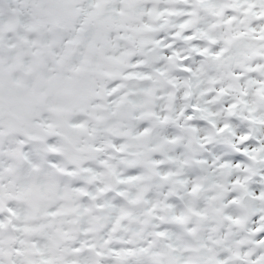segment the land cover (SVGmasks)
<instances>
[{"label": "clouds", "instance_id": "clouds-1", "mask_svg": "<svg viewBox=\"0 0 264 264\" xmlns=\"http://www.w3.org/2000/svg\"><path fill=\"white\" fill-rule=\"evenodd\" d=\"M0 264H264V0H0Z\"/></svg>", "mask_w": 264, "mask_h": 264}, {"label": "snow or ice", "instance_id": "snow-or-ice-1", "mask_svg": "<svg viewBox=\"0 0 264 264\" xmlns=\"http://www.w3.org/2000/svg\"><path fill=\"white\" fill-rule=\"evenodd\" d=\"M182 27H183V25H182ZM206 51V50H205ZM217 55H219V53H217Z\"/></svg>", "mask_w": 264, "mask_h": 264}]
</instances>
